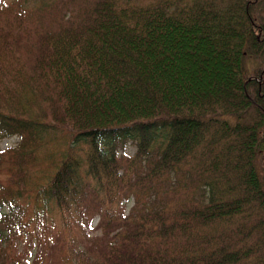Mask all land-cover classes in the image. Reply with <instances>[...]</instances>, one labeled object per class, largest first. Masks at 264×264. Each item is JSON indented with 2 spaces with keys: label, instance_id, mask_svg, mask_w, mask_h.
<instances>
[{
  "label": "trees",
  "instance_id": "16d2710c",
  "mask_svg": "<svg viewBox=\"0 0 264 264\" xmlns=\"http://www.w3.org/2000/svg\"><path fill=\"white\" fill-rule=\"evenodd\" d=\"M43 1L0 6V169L57 156L22 208L0 176V264H264V0Z\"/></svg>",
  "mask_w": 264,
  "mask_h": 264
},
{
  "label": "rangeland",
  "instance_id": "374dc122",
  "mask_svg": "<svg viewBox=\"0 0 264 264\" xmlns=\"http://www.w3.org/2000/svg\"><path fill=\"white\" fill-rule=\"evenodd\" d=\"M0 6L7 5L12 3L14 0H0ZM28 5L27 9H33L36 6L37 0H25ZM91 0H46V2H49L52 6L55 4L61 5L65 8H68V10H65V17L70 18L71 15L68 13V11L72 13L76 12L79 9H82L88 2ZM128 4H134V3H146L150 2L151 0H122ZM58 13L57 11L54 12V14ZM191 59L190 60H184L181 64L177 65V70H179L181 73L187 75L188 77L191 76H196L198 80L201 78V73L199 72V68L193 70L192 64H191ZM205 72L208 74H217V70L213 66H206L205 67ZM7 99H15L11 93L8 90H5L3 92H0V100H7ZM23 103V100H21V105ZM18 108H19V103H18ZM20 114L23 113L21 108H19ZM57 130H62V129H57ZM60 135L63 136L64 133L60 131ZM18 143V137H11V138H0V155L5 157V154L7 151H9L11 148H13L16 144ZM37 147L34 149V151H31V157H23V154H19L17 150V154H15V158L17 162L11 161L8 157V160L5 161L3 167L0 169V176L2 178V184L8 185L9 187L15 188V180L18 178H21L23 180V186L28 190L24 195L21 196L20 199L17 200V203L19 206L22 208L25 203H29L31 201V198L33 194L35 193L34 190H40L42 188H45L51 175L56 171L54 170L53 165H48L49 161H51L54 158H57L56 155H49L47 153H44L41 151V149ZM44 147V146H43ZM60 148L61 145L59 146ZM47 150V149H46ZM135 151V148L132 145H127L125 149V153L128 156L133 155ZM61 152V151H60ZM59 152V153H60ZM55 154V153H54ZM47 155V156H46ZM17 163L18 165L23 164L25 166L24 172H19L13 177L9 176L7 174V166L12 167L10 165H13ZM26 183V184H24ZM29 186H35L34 188H31ZM132 200L133 198L130 197L129 200L122 202L121 205L124 204L123 211L125 214H127L128 210L132 206ZM6 209L3 208V212H5ZM27 212H30V209H28ZM98 217H94L91 222H90V235H95L97 232H94V228L97 224ZM75 229H78L76 226ZM26 237L27 239L29 236H24V235H13V240L11 241V248L13 250V253L15 254V259L19 261H24L23 264L29 263V260L32 259L35 248L33 247L30 250H28V246L31 244V241L27 239H24ZM31 255V256H30ZM31 261V260H30Z\"/></svg>",
  "mask_w": 264,
  "mask_h": 264
}]
</instances>
